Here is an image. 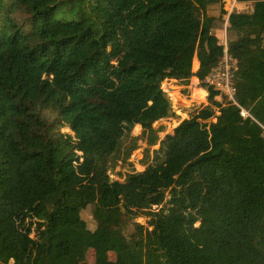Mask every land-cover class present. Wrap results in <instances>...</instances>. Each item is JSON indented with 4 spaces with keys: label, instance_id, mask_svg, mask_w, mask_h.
<instances>
[{
    "label": "trees",
    "instance_id": "obj_1",
    "mask_svg": "<svg viewBox=\"0 0 264 264\" xmlns=\"http://www.w3.org/2000/svg\"><path fill=\"white\" fill-rule=\"evenodd\" d=\"M210 1L0 0V264H264V0L228 17L233 101L111 176L173 115L162 82L222 57Z\"/></svg>",
    "mask_w": 264,
    "mask_h": 264
},
{
    "label": "rangeland",
    "instance_id": "obj_2",
    "mask_svg": "<svg viewBox=\"0 0 264 264\" xmlns=\"http://www.w3.org/2000/svg\"><path fill=\"white\" fill-rule=\"evenodd\" d=\"M215 2H216L215 0H212L208 4V10H209L208 14L210 16H212L211 33L214 34L216 37H218L220 42L227 43V41L229 39V33L227 30V26L229 24L225 23L226 14L224 15V19L222 18V16H220L219 11L217 9L218 8L217 4ZM252 6H253V3L249 1L245 5V7H243L242 5H238L236 7L241 9L242 12L243 11L249 12L252 10ZM191 50H193V49L191 48L190 51ZM190 51H188L187 55L190 54ZM195 58L196 57L193 56L192 64L194 66H196V63H197ZM193 70H194V68H193ZM193 80H195V78L191 77L189 83L186 85H183L184 89H182L183 86L181 84H178L177 82H175L173 80H168V82H163L162 88L166 89V91L170 92V94L173 97L180 99V96H182V98H184L186 95H189L188 94L189 93L188 85L191 86L190 83H192ZM197 84L198 85L200 84L204 87H207L206 82H204V81H202L200 83L197 82ZM185 88H187L188 91H186ZM178 92H179L180 96H178ZM198 97H200V96L198 95ZM171 100H172V98H171ZM173 103H174V101H173ZM181 103L183 104V102H181ZM199 106H200V104L192 106V107H186L185 106L186 107L185 113L187 114V116L190 117L198 109ZM179 122H180L179 116L175 115V112L172 116L164 117V118L154 122L153 126L154 127L161 126V127H163V131H160V132L155 134L154 143L151 146H147L145 135L142 133L141 128L138 125H136L132 130L131 141H130V145L128 147L127 160L124 163H122L121 165L117 166L114 170H112L111 176L113 178H118V176H119L118 172H126V171H130L132 169H135L137 171H143L145 166L148 164V162L150 160H152L154 158V156H159L161 154V150L158 153L156 150V147L160 148L158 141H160L162 136L165 134H173L174 129L179 124ZM62 130L68 131L67 129H62ZM146 147H147L148 153L150 155L149 159L144 157V150ZM159 207L160 206H153L152 208H153V210H158ZM147 220H148L147 215L144 213H140L136 219V224L141 226L143 229H146ZM128 230L131 231L132 228L129 227ZM121 250H122V246L116 247V251H121ZM112 258H115V253L112 254Z\"/></svg>",
    "mask_w": 264,
    "mask_h": 264
},
{
    "label": "built area",
    "instance_id": "obj_3",
    "mask_svg": "<svg viewBox=\"0 0 264 264\" xmlns=\"http://www.w3.org/2000/svg\"><path fill=\"white\" fill-rule=\"evenodd\" d=\"M246 4H247V2L238 1V0H225L224 9L227 11L226 17H225V23L226 24L228 23V17L232 11H234V10L235 11H241V9L237 8L236 6L242 5L243 7H245ZM221 44L224 47L223 55L218 60L213 71L206 76L204 82H206L207 87H204L200 84H199L200 85L199 86L197 84V82L200 83L199 79L194 75L191 76L193 78L194 77L197 78V79H195V80H197L195 86L203 91L202 96L197 97L193 93V88H194V86L192 84L193 81H192V83H190L191 86L188 85V89H189L188 94L189 95H186L184 98H182V96H180V94L178 92V96H180L181 100L178 98L175 99L170 94V92H168V91H166V89L162 88V90L165 93H167L168 96L170 95L169 97H171L172 100L174 101V103H173V101L171 100L172 112H173V114L175 112V115L179 116L180 122L186 118H189V116H187V114L185 113L186 107H192V106L200 104V106L198 107V109H199V108L203 107L204 105L208 104V101H207V94H208L207 89L208 88H210L216 92V95L214 96V99L216 101L222 102V99L227 100V101H229V100L233 101V94L235 91V78H236V74H237V60L229 53L227 43L221 42ZM193 56H195V53ZM195 59H196L197 63H196V66H194L192 64V71L193 72L196 71L199 67V61H197V58H195ZM193 68H194V70H193ZM168 80H173L176 82V80H174V79H166L163 82H168ZM189 81H190V79H189ZM161 87H162V85H161ZM182 89H184V86ZM185 90L188 91L187 88H185ZM180 102H183V104ZM240 114L242 116L248 115L247 111L244 108L240 109ZM158 142L160 145V141H158ZM160 150H161V148H160Z\"/></svg>",
    "mask_w": 264,
    "mask_h": 264
},
{
    "label": "bare ground",
    "instance_id": "obj_4",
    "mask_svg": "<svg viewBox=\"0 0 264 264\" xmlns=\"http://www.w3.org/2000/svg\"><path fill=\"white\" fill-rule=\"evenodd\" d=\"M192 84L194 86L193 93L195 94V96H197V97H198V95L202 96L203 95V91L195 86L196 85V80H193ZM174 98L177 99L176 97H174ZM156 150H157V153L160 152V148L159 147H156Z\"/></svg>",
    "mask_w": 264,
    "mask_h": 264
},
{
    "label": "crops",
    "instance_id": "obj_5",
    "mask_svg": "<svg viewBox=\"0 0 264 264\" xmlns=\"http://www.w3.org/2000/svg\"><path fill=\"white\" fill-rule=\"evenodd\" d=\"M209 4V3H208ZM208 4H207V7H208ZM198 61V60H197ZM195 78V77H194ZM195 79H197V78H195ZM140 127V126H139Z\"/></svg>",
    "mask_w": 264,
    "mask_h": 264
},
{
    "label": "water",
    "instance_id": "obj_6",
    "mask_svg": "<svg viewBox=\"0 0 264 264\" xmlns=\"http://www.w3.org/2000/svg\"><path fill=\"white\" fill-rule=\"evenodd\" d=\"M216 120V119H215Z\"/></svg>",
    "mask_w": 264,
    "mask_h": 264
}]
</instances>
